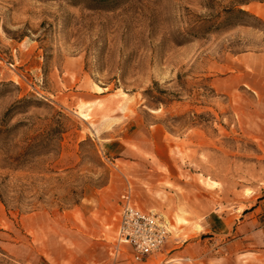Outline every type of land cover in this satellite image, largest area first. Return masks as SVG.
Segmentation results:
<instances>
[{"label":"rangeland","instance_id":"obj_1","mask_svg":"<svg viewBox=\"0 0 264 264\" xmlns=\"http://www.w3.org/2000/svg\"><path fill=\"white\" fill-rule=\"evenodd\" d=\"M125 191L169 220L145 262ZM263 198L264 0H0V264H264L206 239Z\"/></svg>","mask_w":264,"mask_h":264},{"label":"crops","instance_id":"obj_2","mask_svg":"<svg viewBox=\"0 0 264 264\" xmlns=\"http://www.w3.org/2000/svg\"><path fill=\"white\" fill-rule=\"evenodd\" d=\"M249 211H245L243 214L239 215V217L234 218L231 222H228V216L218 215V217L214 219H206V225H208L209 230H214V236H210L206 238L207 240H218L224 237H228L227 242L229 245L233 246L232 255L233 257L242 256L246 254L247 246L246 239L249 240V248H255V250H263L264 247H260L264 245V238L259 240L264 236V198L254 202V204H250ZM120 203L118 209L110 208L108 209L109 215L108 220L109 224L115 225L118 230L117 218L119 214ZM216 226V227H215ZM245 244V246H243ZM107 245V244H106ZM111 246V247H110ZM107 249H109L108 254L105 257L100 259H91L85 260V263L81 261L75 262L74 264H125L120 256V251L118 247L114 245H107ZM254 251H251L252 253ZM110 253V255H109Z\"/></svg>","mask_w":264,"mask_h":264},{"label":"built area","instance_id":"obj_3","mask_svg":"<svg viewBox=\"0 0 264 264\" xmlns=\"http://www.w3.org/2000/svg\"><path fill=\"white\" fill-rule=\"evenodd\" d=\"M119 210L117 237L132 247L135 262L147 261L165 246L171 228L164 214L140 207L129 191L122 193Z\"/></svg>","mask_w":264,"mask_h":264},{"label":"trees","instance_id":"obj_4","mask_svg":"<svg viewBox=\"0 0 264 264\" xmlns=\"http://www.w3.org/2000/svg\"><path fill=\"white\" fill-rule=\"evenodd\" d=\"M73 4H79V3H83L87 8L92 9V10H96V9H100V10H112V8H115L117 6H119L122 3V0H70ZM249 0H237L238 4H245L246 2H248ZM229 16L227 18L228 21V25L229 23H232L233 21L231 20V17L233 16L234 12H237L243 16L248 15V16H253L256 17L254 14H252L249 10H247L246 8H241V7H229ZM237 22H241V23H249L248 20H243V19H238Z\"/></svg>","mask_w":264,"mask_h":264}]
</instances>
